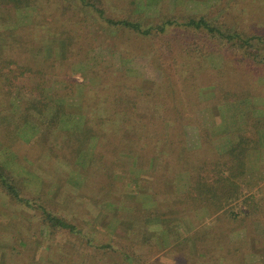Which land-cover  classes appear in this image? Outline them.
Segmentation results:
<instances>
[{
	"label": "rangeland",
	"instance_id": "rangeland-1",
	"mask_svg": "<svg viewBox=\"0 0 264 264\" xmlns=\"http://www.w3.org/2000/svg\"><path fill=\"white\" fill-rule=\"evenodd\" d=\"M101 1L115 19L147 18L158 24L209 15L222 25L264 35V0ZM11 10L0 9V168L22 201L0 183V264H261L264 208L252 222L248 216L219 211L213 201L187 200L181 192L187 193L184 170L192 172L199 159L212 164L227 152L225 159L231 161L228 145L236 139L235 127L248 132L264 152V64L185 49L183 42L190 37L175 27L145 37L109 26L75 0H35L34 7L20 14ZM36 49L44 59L37 67L39 75L35 68L27 77L20 75V66L34 67L29 58ZM42 78L48 98L59 93L52 87L56 82L62 90L59 97L77 96L67 111L78 127L86 123L83 107L94 109L99 96L104 100L111 95L115 121L107 123L105 135L120 148L114 143L103 148L108 144L103 138L73 156L59 149L65 148L64 135L57 153L49 152L52 138L42 136L44 125L34 113L21 110L15 92L22 87L28 101L29 93L38 94ZM6 88L15 89L14 95L7 96ZM138 97L141 102L136 104ZM132 135L138 143L134 149L124 140ZM170 140L178 152L172 157L170 146L159 148ZM119 153L139 157L138 166L146 167H131L116 176L111 157ZM90 161L102 173H83L80 166ZM171 183H178L180 192ZM156 206L164 210V218L148 223L159 239L147 242L135 230V209ZM205 208L207 220L196 221L194 211ZM44 211L73 224L75 233H52ZM243 223L254 230L253 241L246 231L236 236ZM190 239L200 243L192 246ZM213 247L220 259L207 254ZM255 251L258 255L249 258Z\"/></svg>",
	"mask_w": 264,
	"mask_h": 264
},
{
	"label": "trees",
	"instance_id": "trees-1",
	"mask_svg": "<svg viewBox=\"0 0 264 264\" xmlns=\"http://www.w3.org/2000/svg\"><path fill=\"white\" fill-rule=\"evenodd\" d=\"M78 4H80L85 9L92 11L95 13L98 17V19H101L104 21L107 25L130 30L132 32H135L138 35L145 36V37H152V36H161L164 35L167 31V28L169 27H175L177 30H183L185 34H187L190 37V40L184 41L183 45L186 46L185 49L188 50H205L207 49L210 51V54H232L236 58H239L243 61H249L254 62L256 64H264V55L262 52H264V35L259 34H247L243 32L238 27H232L230 25H222L219 20L214 19L213 17H210L209 15H199L195 17H188L185 18L183 21H179V19H166L161 23L158 24H152L147 18L144 19V22L147 23L146 27L140 22V21H134L131 19H115L111 16L107 15L106 10L104 9L102 5L101 0H75ZM35 0H0V9H12L15 12H22V10H28L32 7H34ZM11 10V11H12ZM19 18V17H18ZM149 24H151L149 26ZM28 54V53H27ZM31 57L29 59H33L34 67L28 69L27 67L20 66V75L25 76L29 71L30 74H32V70L34 68L37 70V67L39 66L40 60H44L43 57V51L42 50H35L31 54ZM30 61V60H29ZM39 72L37 70V75H39ZM23 77V78H24ZM47 81H44V78L41 79V86L38 94L36 95V92L29 93L28 101L25 100V96H27L25 93L23 96L20 93L22 91V87H18V90L15 91V89L6 88V91L4 93L7 96H10L11 94L14 95V91L18 94V101H20V108L21 110H28L31 113H34L33 115L38 119L40 122L43 123L44 128L42 131V136H47L48 138H52V144L49 145V152L55 151L56 153L58 151V147H60V140L62 141L65 137L67 138V141H65V148L61 146L59 149L66 150L67 153L76 156L75 151L77 152V155L85 152L88 150L89 147L92 146L96 141L99 139H107L108 144L103 146V148H110V143H114V146H117L119 149L120 146L118 143H115L113 138H108L107 135H105V129L107 127V123L114 122L115 120L112 118V115H110V98L111 95H108V99H101L99 105L96 106V108H82L84 110V114L86 116V123L81 124L80 127H78L76 124H74V120L71 118L73 116L72 113H69L68 105L70 103H74L77 98L76 95L70 96V95H61L59 97V93H62V90L60 89L59 82H56L53 84V89L59 91L56 92L55 95H51L49 98L45 95L44 92V86H46ZM27 88L26 86L24 89ZM60 89V90H59ZM108 94V93H107ZM39 96V97H38ZM105 97V96H104ZM107 100V101H106ZM108 100L110 102H108ZM136 104L141 102V98L138 97L135 101ZM10 107H13L12 105ZM19 108V109H20ZM230 113V112H229ZM107 116V117H106ZM229 117V115H228ZM110 118V119H109ZM115 118V117H114ZM234 136L236 135V139L231 138L229 141L228 147H231L230 150V157L231 161L228 164H224L220 157H217L213 160L214 163H209L205 159H199V164L195 166V169L191 171H185L187 179V193H182V195H185V199L187 200H198L203 199L207 202L213 201L219 211L226 210V213L229 212L235 213L237 216H250V213H258L262 212L264 208V200H260L259 202L254 201V197L248 196L246 198H243V191L247 187L245 183H241V177L245 174V171L247 169V160L249 157L252 159L255 156L253 146H252V140L248 135V132H242L240 128H234L233 129ZM132 132V131H131ZM121 133V132H120ZM40 136V135H39ZM94 139V140H93ZM124 140L127 141L129 144L127 147L129 148H136L138 147V143L136 140V137L132 135L130 138L124 137ZM171 141V142H170ZM169 141V145L165 147V143H162L160 145L161 150H165V148H168V146L171 147V151L169 155L172 157L175 154L177 155L178 152H176L175 145L172 140ZM63 145V144H62ZM146 149V148H145ZM79 151V153H78ZM121 153V152H120ZM117 155V157L112 156V165L114 167L115 175H125L129 168L131 167H139L141 164L137 163L135 161V155H128L124 154L120 156ZM254 153V154H253ZM122 154V153H121ZM54 156H57L54 155ZM137 160V159H136ZM99 164H96L95 161H90L87 167L80 166L83 170V173H90L92 175V172L96 169V174L102 173V170L99 169L97 166ZM139 165V166H138ZM126 166L124 171L118 170V167ZM117 167V168H116ZM146 166H141L139 169H143ZM124 168V167H123ZM214 168V169H213ZM85 169H88L85 171ZM81 170V171H82ZM79 173V172H78ZM183 173V172H182ZM80 174V173H79ZM176 177V182H178V176ZM113 176V177H116ZM117 178V177H116ZM0 183L3 185V187L8 191L9 195H11L13 198L18 200L19 202L22 201V199L19 196L18 191L16 188L11 184V181L6 177V175L3 173V170L0 168ZM171 187L176 189L177 193L180 192V188L178 183H171ZM249 187V186H248ZM179 189V190H178ZM163 191V190H162ZM160 195V194H158ZM157 196V194H156ZM182 197V196H180ZM178 198V197H177ZM156 200V199H154ZM150 203V202H148ZM151 204V203H150ZM154 204V203H153ZM156 203L154 204V206ZM40 207V206H39ZM41 208H44L41 205ZM237 209V211H234V209ZM136 215L134 217L135 220V230L140 232V235H143L144 238H147V240H153L157 242L159 239V235L157 232V229H153L152 225L148 223L149 220L152 219H158V218H164L162 216L163 209H158L157 206L153 208L145 209V211H138L136 207ZM162 210V211H161ZM134 211V208L132 209ZM172 210H168L167 212H171ZM45 213V223L49 224L52 233H56L59 230H66L68 232L75 233L76 227L69 223L67 220L59 218L54 216L50 212ZM147 220V223H146ZM165 228V226L163 225ZM249 226L245 223L242 224V230L243 232L246 231L247 237L251 241L252 234L254 230H249ZM161 233V232H160ZM204 232H198L199 236L203 235ZM197 236V235H196ZM202 239V237H201ZM153 241L149 242L151 246V251H154L152 248ZM148 242V241H147ZM190 243H192V246H197L200 243V240L193 241L192 239L189 240ZM225 244H229L227 246L230 247L231 243L226 242ZM258 246V243H256ZM253 245L251 244V248ZM200 247V246H199ZM189 248V245H188ZM202 249V247H200ZM239 248H235L236 251H239ZM221 250V249H220ZM233 250V249H232ZM258 250V247L256 248ZM205 251H207L205 249ZM215 247L208 249L209 256H212L214 259H220L219 257L215 256ZM155 252V251H154ZM153 252V253H154ZM230 252V251H228ZM258 255V252L255 251V255H248L249 258H254ZM242 264L243 262H239ZM246 263V262H245ZM243 263V264H245ZM264 263V260L261 261V264ZM249 264V263H246Z\"/></svg>",
	"mask_w": 264,
	"mask_h": 264
},
{
	"label": "crops",
	"instance_id": "crops-1",
	"mask_svg": "<svg viewBox=\"0 0 264 264\" xmlns=\"http://www.w3.org/2000/svg\"><path fill=\"white\" fill-rule=\"evenodd\" d=\"M252 146H253V150H254L256 157H254L253 159L251 157L248 158L247 163L249 162L250 166H247L245 174L241 177V181H242L241 183H245V185H247V187L243 191L244 198H246L248 196H252V197H254V201L259 202L260 199L264 197V184H260L261 183L260 180H264V167H263L264 166L263 165L264 152H260V149L256 148L255 141H253V140H252ZM258 147H260V146H258ZM263 150H264V143H263ZM226 154H227V152L223 153L221 156V160L224 164L230 163L229 160L225 159ZM257 154L261 155L260 156L261 158L258 160H256V158H258ZM261 174H262V176H261ZM194 213H195V220L196 221H205V220H207V217H209L207 208L202 209V210H198V211L195 210ZM249 213H250V216H248V215H246V216L250 217L249 219H251L252 222L258 219L257 213H251V212H249ZM224 221L225 220H223V222ZM193 230H196V228H193ZM243 233H245V232H243L242 229H239L237 232H235L236 236H243Z\"/></svg>",
	"mask_w": 264,
	"mask_h": 264
}]
</instances>
